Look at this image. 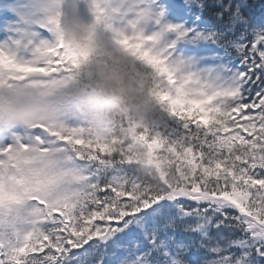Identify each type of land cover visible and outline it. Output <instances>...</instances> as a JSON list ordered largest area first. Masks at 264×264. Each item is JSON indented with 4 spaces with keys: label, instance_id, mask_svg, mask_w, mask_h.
Instances as JSON below:
<instances>
[{
    "label": "snow or ice",
    "instance_id": "obj_1",
    "mask_svg": "<svg viewBox=\"0 0 264 264\" xmlns=\"http://www.w3.org/2000/svg\"><path fill=\"white\" fill-rule=\"evenodd\" d=\"M10 3L0 264H264V0ZM95 60L148 117L102 134L58 103Z\"/></svg>",
    "mask_w": 264,
    "mask_h": 264
},
{
    "label": "clouds",
    "instance_id": "obj_2",
    "mask_svg": "<svg viewBox=\"0 0 264 264\" xmlns=\"http://www.w3.org/2000/svg\"><path fill=\"white\" fill-rule=\"evenodd\" d=\"M16 2L27 6L32 0ZM79 71L83 92L58 103L96 131L103 134L119 126L121 120H140L151 114L153 105L146 88L142 89L124 67L95 60L82 63ZM132 144L140 148L138 142Z\"/></svg>",
    "mask_w": 264,
    "mask_h": 264
},
{
    "label": "rangeland",
    "instance_id": "obj_3",
    "mask_svg": "<svg viewBox=\"0 0 264 264\" xmlns=\"http://www.w3.org/2000/svg\"><path fill=\"white\" fill-rule=\"evenodd\" d=\"M13 9L14 10H17L18 8H19V5L17 4V2H15L14 4H13ZM2 10H4V9H2ZM5 11V10H4Z\"/></svg>",
    "mask_w": 264,
    "mask_h": 264
}]
</instances>
